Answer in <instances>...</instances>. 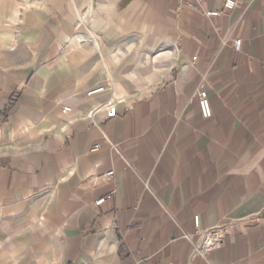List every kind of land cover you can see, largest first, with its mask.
<instances>
[{
	"label": "crops",
	"instance_id": "crops-1",
	"mask_svg": "<svg viewBox=\"0 0 264 264\" xmlns=\"http://www.w3.org/2000/svg\"><path fill=\"white\" fill-rule=\"evenodd\" d=\"M233 1L0 0V264H264V0Z\"/></svg>",
	"mask_w": 264,
	"mask_h": 264
},
{
	"label": "built area",
	"instance_id": "built-area-1",
	"mask_svg": "<svg viewBox=\"0 0 264 264\" xmlns=\"http://www.w3.org/2000/svg\"><path fill=\"white\" fill-rule=\"evenodd\" d=\"M201 1V0H200ZM236 6V3L233 0H224V8L226 10H232ZM209 17L218 16V12H207L206 14ZM236 50H240L241 41L236 42L235 44ZM106 88H98L97 90H93L88 93V96H93L98 93L105 92ZM199 97V108L201 115L204 119H210L213 116V110L211 106V102L209 96L206 92L202 91L198 95ZM66 111H69L66 108ZM105 111L109 118H115L117 116V107L116 102L114 100H110L105 104L100 105L98 108L94 109L90 116L94 117L97 113ZM114 175V172H110L106 177L111 178ZM105 202V199H102L96 203L97 206H101ZM195 227H196V235L202 238L200 243H194L195 254L206 257L209 253L216 251L224 245L225 234L222 228L214 227L208 230H202L199 225V219L195 218Z\"/></svg>",
	"mask_w": 264,
	"mask_h": 264
}]
</instances>
